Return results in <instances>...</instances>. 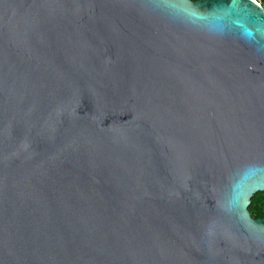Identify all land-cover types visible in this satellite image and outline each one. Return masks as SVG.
Wrapping results in <instances>:
<instances>
[{
  "label": "water",
  "instance_id": "obj_1",
  "mask_svg": "<svg viewBox=\"0 0 264 264\" xmlns=\"http://www.w3.org/2000/svg\"><path fill=\"white\" fill-rule=\"evenodd\" d=\"M264 6L0 0V264H264Z\"/></svg>",
  "mask_w": 264,
  "mask_h": 264
},
{
  "label": "trees",
  "instance_id": "obj_2",
  "mask_svg": "<svg viewBox=\"0 0 264 264\" xmlns=\"http://www.w3.org/2000/svg\"><path fill=\"white\" fill-rule=\"evenodd\" d=\"M264 6V0H257ZM249 213L253 218L264 220V192H256L251 197V202L248 206Z\"/></svg>",
  "mask_w": 264,
  "mask_h": 264
},
{
  "label": "built area",
  "instance_id": "obj_3",
  "mask_svg": "<svg viewBox=\"0 0 264 264\" xmlns=\"http://www.w3.org/2000/svg\"><path fill=\"white\" fill-rule=\"evenodd\" d=\"M257 1V0H256ZM257 2H259V1H257ZM260 3V2H259Z\"/></svg>",
  "mask_w": 264,
  "mask_h": 264
}]
</instances>
